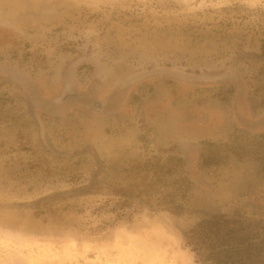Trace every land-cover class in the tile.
Instances as JSON below:
<instances>
[{
	"label": "rangeland",
	"instance_id": "374dc122",
	"mask_svg": "<svg viewBox=\"0 0 264 264\" xmlns=\"http://www.w3.org/2000/svg\"><path fill=\"white\" fill-rule=\"evenodd\" d=\"M60 1L70 9L50 23H16L31 33L48 30L45 43H23L36 47L19 61L29 72L46 68L49 59L86 54L125 71L163 65L207 73L231 66L243 75L250 100L264 104V0ZM6 87L0 86V264L213 262L226 223L207 219L240 212L234 174L227 178L209 163L192 173L175 166L165 143L142 127L114 153L99 147L97 156L85 151L54 160ZM259 126L264 130V120ZM216 173L224 178L214 192L220 196L191 179L213 180Z\"/></svg>",
	"mask_w": 264,
	"mask_h": 264
},
{
	"label": "flooded vegetation",
	"instance_id": "af4514ba",
	"mask_svg": "<svg viewBox=\"0 0 264 264\" xmlns=\"http://www.w3.org/2000/svg\"><path fill=\"white\" fill-rule=\"evenodd\" d=\"M7 27L0 24V86L9 87L5 91L17 100V107H22L21 115L34 122L32 131L37 141L54 160L85 151L97 156L99 147L114 153L129 137L136 140L142 127L154 141L165 143L172 164L182 165L189 173L208 163L219 165L223 170L217 173H226L227 178L234 174L232 196L240 198V212L207 219H219L226 228L220 252L210 257L213 262L208 257L204 260L211 264H264V130L259 126L264 120V104L250 100L241 73L230 66L207 72L221 75L215 81L151 76L130 83L126 81L129 74L141 69L125 71L94 54L59 63L49 59L48 68L29 72V65L22 66L19 61L25 50L32 54L36 47L23 43H45L42 37L48 30L34 27L31 33L22 26ZM46 52L52 55L53 50L47 48ZM90 56L106 67L98 69L84 59ZM52 137L59 145L74 143L76 149L59 147ZM217 173L214 181L208 174L191 179L214 195L222 186L218 182L224 179ZM245 211L250 215L242 216ZM205 223L203 220L197 227Z\"/></svg>",
	"mask_w": 264,
	"mask_h": 264
},
{
	"label": "water",
	"instance_id": "95a60500",
	"mask_svg": "<svg viewBox=\"0 0 264 264\" xmlns=\"http://www.w3.org/2000/svg\"><path fill=\"white\" fill-rule=\"evenodd\" d=\"M69 9V5L60 0H0V24L19 28L16 23H50L56 17L67 13ZM84 59L93 63L98 69L106 67L97 57L90 56ZM84 59H77L76 61L81 62ZM151 76L189 82H208L221 79L220 74L193 73L177 67L156 65L130 73L126 81L133 83ZM42 133L40 135L43 137L44 134Z\"/></svg>",
	"mask_w": 264,
	"mask_h": 264
}]
</instances>
